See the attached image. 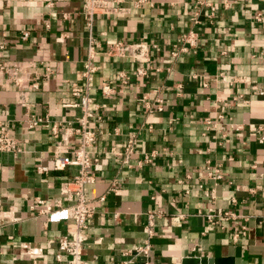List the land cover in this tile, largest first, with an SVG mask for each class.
<instances>
[{
    "label": "crops",
    "instance_id": "crops-1",
    "mask_svg": "<svg viewBox=\"0 0 264 264\" xmlns=\"http://www.w3.org/2000/svg\"><path fill=\"white\" fill-rule=\"evenodd\" d=\"M108 1L126 11L96 14L90 28L83 0H55L53 7L0 0V120L21 147L0 151V264H58L69 222L47 221L30 206L39 196L72 203L61 184L80 167L54 165L80 145L73 127L83 111L68 104L72 84L83 83L91 36L99 45L91 93L100 116L91 119V156L99 161L96 181L86 187L95 211L84 230V259L264 264V95L251 89L264 85V0ZM190 30L198 33L197 46L175 57ZM119 41L143 44L142 55L110 54ZM141 68L146 75L137 74ZM105 82L117 92L105 95ZM34 116L60 124L65 141L59 145L61 135L45 125L30 128ZM133 136L138 149L129 166L113 149L123 151ZM152 150L157 156L140 165ZM207 161L222 169L218 183L208 177ZM40 165L49 170L38 173ZM214 187L212 200L205 190ZM210 208L238 217L212 224ZM147 239L149 257L136 255Z\"/></svg>",
    "mask_w": 264,
    "mask_h": 264
},
{
    "label": "built area",
    "instance_id": "built-area-1",
    "mask_svg": "<svg viewBox=\"0 0 264 264\" xmlns=\"http://www.w3.org/2000/svg\"><path fill=\"white\" fill-rule=\"evenodd\" d=\"M83 14L87 19V24L90 28L93 26V19L96 14L99 13H111V12H124L126 9L121 7L111 6L108 0H83ZM148 0H138L137 5H141ZM48 7H53L55 5V0H44ZM211 8L210 17L215 14L216 7L209 3ZM261 14H257V19L261 20ZM199 22L198 20H195ZM29 36V32L25 31L23 33V39ZM198 33L194 30H190L182 36L181 44L179 49L172 52L176 57L179 51L186 52L190 48L197 46ZM99 46L95 38L91 36L88 59L85 62V66L82 72L83 83H73L71 86V93L74 97V101L68 106L75 108H81L83 111L82 116L78 119L77 125L73 127L74 132L78 135L80 145L77 149L72 152V155L65 156L63 158H58L55 161L54 168L62 169L66 165H77L80 167L79 173L73 176L71 179L65 180L61 184V188L67 198L72 202L69 206H62L60 199L48 200L43 197H36L35 201L31 204L30 209L37 212L40 215H45L47 221L56 220H66L69 222L70 230L66 233L58 244V252L56 258L58 264H88V262L83 257V249L86 241V236L84 230L88 226V219L94 214V206L92 201L87 197L86 187L89 184H93L96 181V175L92 171L94 165L99 161L98 157L92 158L91 147L95 144L97 140V132L91 126V119L98 116L97 110L99 106L94 102L92 96V89L95 86V76L98 70V66L95 64V48ZM144 45L137 44L135 47L119 41L109 47L108 52L110 54L119 53L120 55L129 54L136 58L142 55ZM138 75H146L147 71L144 68L138 69ZM123 84H127L130 80L128 74L123 73L120 75ZM102 92L105 95H111L117 92L114 85L110 83H103L101 86ZM251 89L260 95H264V85L259 86L257 83H251ZM100 117V116H98ZM222 117V115H220ZM28 126L30 128H36L45 125L51 129L55 135H61L58 144L61 145L65 141V136L61 134V125L57 123H50L46 117H30ZM138 142L136 137H131L123 151L117 152L113 149L116 154L122 155V162L132 166L131 159L132 156L137 152ZM0 151L6 152H19L21 147L18 140L12 134L10 129V124L7 121L0 120ZM158 151H145L142 153V159L138 162L140 165L143 163H148L157 156ZM49 168L44 165L37 167L38 173L42 174L48 171ZM205 170L208 177L218 183L219 180L223 178L222 169L214 167L210 161L206 162ZM206 196L212 200L216 199V187L205 190ZM104 199V197H102ZM236 202V198L232 199ZM55 206V208H53ZM150 217H154V213H150ZM208 221L212 224L219 222V219L229 220L231 218H237L238 215L234 212H219L214 208H210L209 212L206 214ZM246 228L243 227V232L236 233L234 239L236 241L245 233ZM148 233L152 234V229L149 228ZM151 243L149 239L145 240L136 249V255H143L144 257H149L151 251ZM34 252H37L36 250ZM127 264V262L120 263Z\"/></svg>",
    "mask_w": 264,
    "mask_h": 264
},
{
    "label": "water",
    "instance_id": "water-1",
    "mask_svg": "<svg viewBox=\"0 0 264 264\" xmlns=\"http://www.w3.org/2000/svg\"><path fill=\"white\" fill-rule=\"evenodd\" d=\"M190 261H192L191 258H186V259L184 260V264H187V263H189Z\"/></svg>",
    "mask_w": 264,
    "mask_h": 264
}]
</instances>
